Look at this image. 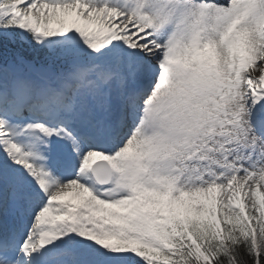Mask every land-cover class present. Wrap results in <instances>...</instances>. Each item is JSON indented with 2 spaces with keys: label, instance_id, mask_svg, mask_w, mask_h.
<instances>
[{
  "label": "snow or ice",
  "instance_id": "6c2138e0",
  "mask_svg": "<svg viewBox=\"0 0 264 264\" xmlns=\"http://www.w3.org/2000/svg\"><path fill=\"white\" fill-rule=\"evenodd\" d=\"M0 264H264V0H0Z\"/></svg>",
  "mask_w": 264,
  "mask_h": 264
}]
</instances>
